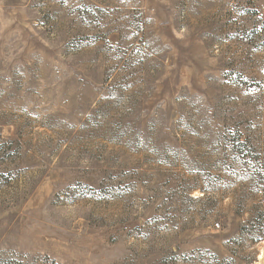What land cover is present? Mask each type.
Listing matches in <instances>:
<instances>
[{
	"label": "rangeland",
	"instance_id": "374dc122",
	"mask_svg": "<svg viewBox=\"0 0 264 264\" xmlns=\"http://www.w3.org/2000/svg\"><path fill=\"white\" fill-rule=\"evenodd\" d=\"M263 249L264 0H0V264Z\"/></svg>",
	"mask_w": 264,
	"mask_h": 264
},
{
	"label": "built area",
	"instance_id": "2783aa9c",
	"mask_svg": "<svg viewBox=\"0 0 264 264\" xmlns=\"http://www.w3.org/2000/svg\"><path fill=\"white\" fill-rule=\"evenodd\" d=\"M216 227H220V224L219 223H216ZM261 254H264V249L261 251ZM260 258H262V255H260ZM228 264H230V263H228ZM251 264H264V261H256V262H253V263H251Z\"/></svg>",
	"mask_w": 264,
	"mask_h": 264
}]
</instances>
